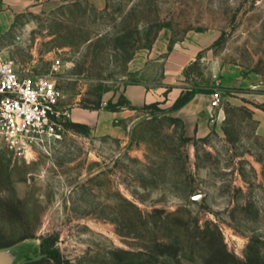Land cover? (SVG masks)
Returning a JSON list of instances; mask_svg holds the SVG:
<instances>
[{
    "label": "rangeland",
    "instance_id": "obj_1",
    "mask_svg": "<svg viewBox=\"0 0 264 264\" xmlns=\"http://www.w3.org/2000/svg\"><path fill=\"white\" fill-rule=\"evenodd\" d=\"M0 60L69 113L49 152L0 140L1 264H264V0H0ZM133 84L159 98L112 121Z\"/></svg>",
    "mask_w": 264,
    "mask_h": 264
},
{
    "label": "built area",
    "instance_id": "obj_2",
    "mask_svg": "<svg viewBox=\"0 0 264 264\" xmlns=\"http://www.w3.org/2000/svg\"><path fill=\"white\" fill-rule=\"evenodd\" d=\"M63 99L52 74L23 73L12 60H0V140L15 159L49 152L64 139L69 113ZM219 100L215 93L213 105Z\"/></svg>",
    "mask_w": 264,
    "mask_h": 264
},
{
    "label": "crops",
    "instance_id": "obj_3",
    "mask_svg": "<svg viewBox=\"0 0 264 264\" xmlns=\"http://www.w3.org/2000/svg\"><path fill=\"white\" fill-rule=\"evenodd\" d=\"M191 56L188 53H184L181 51V53H178L176 59H173L172 63H168L167 64V68H182L187 62H189L191 60ZM160 93V92H159ZM159 93H156V91H148L147 92V88L142 85V84H133L128 86L125 90H124V95L126 96L127 100L129 101L131 107H127L124 109L127 110H112V111H108V117L112 120V121H117L119 118V121L121 120V118H124V125H132V123L135 121V119H137V116L139 115L138 113V108H140L143 104H145V102H150L149 100L151 96H153V94H155V96H157L159 98ZM200 98V95L196 94L195 96H193V98L187 102L183 107H181L180 109V113L184 114L187 110H191V109H195L197 102ZM153 100H157L156 97ZM183 112V113H182ZM205 112V111H203ZM137 114V115H136ZM195 117L197 118V115H195ZM191 118L186 119V127L188 131H193L194 126L196 124V121L193 120Z\"/></svg>",
    "mask_w": 264,
    "mask_h": 264
},
{
    "label": "trees",
    "instance_id": "obj_4",
    "mask_svg": "<svg viewBox=\"0 0 264 264\" xmlns=\"http://www.w3.org/2000/svg\"><path fill=\"white\" fill-rule=\"evenodd\" d=\"M191 98H192V95H191L190 93L182 94L181 96H179V97L177 98V100L175 101L174 106H175V107H181V106H183L185 103H187Z\"/></svg>",
    "mask_w": 264,
    "mask_h": 264
},
{
    "label": "water",
    "instance_id": "obj_5",
    "mask_svg": "<svg viewBox=\"0 0 264 264\" xmlns=\"http://www.w3.org/2000/svg\"><path fill=\"white\" fill-rule=\"evenodd\" d=\"M0 264H1V262H0Z\"/></svg>",
    "mask_w": 264,
    "mask_h": 264
}]
</instances>
